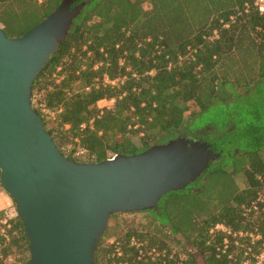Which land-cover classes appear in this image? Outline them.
<instances>
[{
  "label": "trees",
  "instance_id": "obj_1",
  "mask_svg": "<svg viewBox=\"0 0 264 264\" xmlns=\"http://www.w3.org/2000/svg\"><path fill=\"white\" fill-rule=\"evenodd\" d=\"M60 2L0 0V27L21 36ZM81 2V15L33 84L34 107L61 152L101 161L167 142L180 128L221 152L196 182L162 196L158 210L139 211L146 229L126 222L109 242L108 228L98 264H253L264 245V125L235 104L241 88L264 78V13L255 0L72 5ZM111 98V107H99ZM6 216L0 209V220ZM10 221L9 242L0 235V264H27L23 222L19 215Z\"/></svg>",
  "mask_w": 264,
  "mask_h": 264
},
{
  "label": "water",
  "instance_id": "obj_2",
  "mask_svg": "<svg viewBox=\"0 0 264 264\" xmlns=\"http://www.w3.org/2000/svg\"><path fill=\"white\" fill-rule=\"evenodd\" d=\"M75 1L61 0L21 36L0 27V185L28 236L27 264H98L113 215L158 210L162 196L196 182L221 158L189 136L101 161L61 152L34 107L33 84L86 6Z\"/></svg>",
  "mask_w": 264,
  "mask_h": 264
},
{
  "label": "rangeland",
  "instance_id": "obj_3",
  "mask_svg": "<svg viewBox=\"0 0 264 264\" xmlns=\"http://www.w3.org/2000/svg\"><path fill=\"white\" fill-rule=\"evenodd\" d=\"M245 90L246 89L241 88L240 92H242V93H240V94H242V95L237 96V100H236V104H235L236 107H238L240 109L243 108L245 110V112L247 113V116H249V117H255L257 114H259V119H262L261 123L264 125V78L261 79L260 81H258L256 84H254L253 88L248 89L250 91L246 92ZM98 104L100 107H107V106L111 107L114 103L102 101ZM189 115H190L189 111L185 113L186 117H188ZM190 128L193 130L197 129V127L194 126L193 124L190 126ZM200 130H202V129H199V131ZM176 132L178 133V135L179 134L182 135V134L186 133L187 131H184L183 128H180ZM135 141L137 143H139L140 142L139 137L135 138ZM82 159H86V161H88L87 160L88 158H82ZM238 179H239V183L243 186L244 185L243 177H239ZM8 200H12V199L9 197V195L7 194V192L5 191L3 186L0 185V204L6 202ZM4 209L8 213L12 214L13 218L18 215L15 204L11 205L10 207H6ZM145 214L146 213H144V212L137 211V212H129V213H118V214L113 215L111 217V219L109 221V225H108V228H109V232L107 235L108 241L111 242V241L115 240V238L118 236V234L119 233L121 234L122 230L125 229V226L129 225L127 223H133V224H136L140 228L146 229L144 227V224H146V222L148 221V218H146ZM139 222H142V223H139ZM119 223H121V226H118ZM108 228H107V230H108ZM135 242L136 241L133 240V243H135ZM136 244H138V243L136 242ZM138 245H140V244H138ZM22 255L26 256L28 259L30 258V252L25 251ZM22 255L20 254L18 256H22ZM198 258L200 260V256H198Z\"/></svg>",
  "mask_w": 264,
  "mask_h": 264
},
{
  "label": "built area",
  "instance_id": "obj_4",
  "mask_svg": "<svg viewBox=\"0 0 264 264\" xmlns=\"http://www.w3.org/2000/svg\"><path fill=\"white\" fill-rule=\"evenodd\" d=\"M255 5L258 7V9H259V11L261 13H264V0H255ZM105 80H106V82L113 83V84L118 81V79H110L108 77H106ZM100 101H107V102L114 103L115 102V99L114 98H111V99H102ZM100 101H99V103H100ZM107 107H110V106H107ZM101 108H104V107H101ZM44 111L46 113H50L53 116L55 114L54 112H50L49 110H44ZM85 126H86L85 124L82 125V127H85ZM82 152H85V151L82 150ZM259 199H261V198H259ZM253 208L254 209H257L258 208L257 202H254L253 203ZM11 218H13L12 214H10V213L7 212V216L4 217V218H2L0 220V235L3 238H5V242L4 243L9 242V240H10L9 231L12 228V223L10 221ZM216 228L223 229L225 231H228V228L224 224H218L216 226ZM257 237H260V236H257ZM245 264H250V262L249 261H246ZM253 264H264V245H263L262 251L259 253V255L257 256L256 261Z\"/></svg>",
  "mask_w": 264,
  "mask_h": 264
},
{
  "label": "crops",
  "instance_id": "obj_5",
  "mask_svg": "<svg viewBox=\"0 0 264 264\" xmlns=\"http://www.w3.org/2000/svg\"><path fill=\"white\" fill-rule=\"evenodd\" d=\"M100 102H102V101H100ZM10 197V196H9ZM11 198V197H10ZM12 199V198H11ZM13 200H8V201H6V202H4V203H1L0 204V209H2V208H6V207H10L11 205H13Z\"/></svg>",
  "mask_w": 264,
  "mask_h": 264
},
{
  "label": "flooded vegetation",
  "instance_id": "obj_6",
  "mask_svg": "<svg viewBox=\"0 0 264 264\" xmlns=\"http://www.w3.org/2000/svg\"><path fill=\"white\" fill-rule=\"evenodd\" d=\"M183 136H189V137H193V138H196V139H201L202 140V138H199V136L197 135V134H193V133H185V134H182ZM181 135V136H182ZM205 141V140H204Z\"/></svg>",
  "mask_w": 264,
  "mask_h": 264
}]
</instances>
